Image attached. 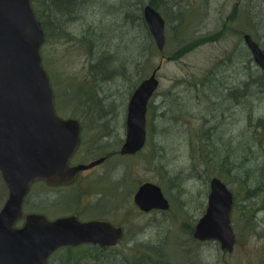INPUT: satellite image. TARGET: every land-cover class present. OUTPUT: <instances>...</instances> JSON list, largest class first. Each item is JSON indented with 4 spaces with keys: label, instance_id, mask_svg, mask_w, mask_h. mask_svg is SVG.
I'll return each mask as SVG.
<instances>
[{
    "label": "rangeland",
    "instance_id": "rangeland-1",
    "mask_svg": "<svg viewBox=\"0 0 264 264\" xmlns=\"http://www.w3.org/2000/svg\"><path fill=\"white\" fill-rule=\"evenodd\" d=\"M121 1L90 0L96 13L70 23L71 31L78 34L85 21L102 22L112 43L107 52L122 43L121 39L140 36L142 30L137 27L116 26L118 17L113 15L112 8ZM126 1L134 0L123 3ZM144 1L145 5L151 2ZM35 2L46 20L44 0ZM155 3L166 23L165 50L149 54V47H129L120 52L129 63V76L95 82L91 89L86 87L85 80L90 75L88 42L65 38L48 27L42 57L52 81L58 115L76 118L82 125V145L75 163H89L112 153L100 165L82 172L70 186L51 188L42 181L36 182L24 210L46 214L50 219L77 214L82 220L106 219L125 226L124 236L116 246L63 247L52 254L49 264H116L123 253L134 260L140 255L130 248H135L137 241L165 245L158 255L151 252L145 256L149 264H264V127L258 128L256 121H249L247 108L237 104L236 98H230L233 90H223L224 85L233 86L240 77L219 64H225L230 52L244 43L242 29L252 34L264 50V0H155ZM126 8L121 7L120 16ZM143 10L144 7L142 13ZM228 15L236 17L231 26L224 27ZM55 23L52 21L53 29ZM225 31L228 34L219 37ZM176 51L184 54L167 59ZM117 63L114 69H118ZM160 63L159 87L147 111L146 145L137 154L121 155L127 106L135 87L130 89ZM87 96L106 98L102 106L106 112L94 108V100H85ZM256 105L253 119L264 118V95ZM228 149L241 155L239 162L247 156L256 159L250 165L240 166L241 172L231 174L230 160L224 159ZM249 167L256 170L247 171ZM235 173L240 175L237 177ZM213 176L220 177L234 195L231 220L236 245L230 252L223 250L217 241H199L193 236L206 211ZM145 181L162 187L171 204L167 211L143 212L136 205L134 195ZM8 197L9 189L0 173V210ZM173 244L182 247L168 249ZM138 248L144 249L145 245Z\"/></svg>",
    "mask_w": 264,
    "mask_h": 264
},
{
    "label": "water",
    "instance_id": "water-1",
    "mask_svg": "<svg viewBox=\"0 0 264 264\" xmlns=\"http://www.w3.org/2000/svg\"><path fill=\"white\" fill-rule=\"evenodd\" d=\"M143 12L158 48L164 50V17L151 4ZM244 37L264 71V50L251 34ZM45 38L31 0H0V171L9 188L0 211V264H47L50 254L61 246H113L124 235L121 225L106 219L82 221L75 214L51 220L41 213H29L22 226H15L24 215L22 204L32 181L43 178L50 184L70 183L80 170L106 158L69 164L80 142L81 125L78 119L62 118L55 110L50 77L42 63ZM160 67L143 79L130 97L121 154H135L146 144L148 104L159 87ZM134 201L145 212L170 208L162 187L152 181L139 186ZM233 203L227 184L218 176L212 177L208 206L194 236L216 240L222 249L232 251L236 243Z\"/></svg>",
    "mask_w": 264,
    "mask_h": 264
},
{
    "label": "trees",
    "instance_id": "trees-1",
    "mask_svg": "<svg viewBox=\"0 0 264 264\" xmlns=\"http://www.w3.org/2000/svg\"><path fill=\"white\" fill-rule=\"evenodd\" d=\"M33 6L36 10V13L39 17V19L42 21V24L44 26V29L46 31V36L48 35V27H52L50 30L53 32L56 30L59 34H63L65 38L67 37H74L76 40L81 39L83 41L84 39L88 42L86 45L88 50V59H89V72L90 75L87 76L86 84L87 88L91 89L94 88V83L96 84L99 81L111 79L112 77H122L126 79L129 76L128 73V65L126 59L122 58L120 55V52L129 50L131 46L136 45L141 48L143 46L144 48L149 47V54H154L158 49L156 47V44L154 42V39L144 21L142 9L145 4L144 0H134L132 2L126 1L129 3L124 2L123 0L121 2H118L116 5L117 13L121 14L122 9L121 7H129L135 16L136 22L135 27L139 28V31L142 30V34L138 36L137 34L131 35L126 40L121 39L119 45L117 47L112 48V52H107L108 45L110 48L112 47V43H109L110 39V32L108 34L105 32V26L102 25V22H87V25L85 26V22L82 24V29L78 34L74 33L70 29V23H75L82 19L86 20V18H89L91 15L95 14L97 9L95 7L94 2L90 3V0H44V6H45V13L47 15V19L43 20L41 15L39 14L36 2L35 0H32ZM152 4H156L155 0H151ZM52 6V7H51ZM67 11H70L68 14L70 16H67ZM113 11V13H116ZM135 12V13H134ZM52 21H55L56 23L54 25L55 28L53 29ZM77 32V31H76ZM78 36V37H76ZM184 54V52L177 51V57ZM118 61L117 68L114 69V63ZM225 64L219 63L222 66L226 65L227 68L233 72L238 74L240 79L236 81L235 85H224L223 90L231 91V97L230 98H236V103L242 105L243 107L247 108L248 110V118L249 121H256L255 125L259 128L264 127V118L259 117L256 119H253L254 114L257 111L258 105L257 100H259L264 95V71L260 69V67L255 63L254 58L252 56V53L248 46L245 43H241L238 45V47H235L228 57L225 59ZM114 69V70H113ZM212 70L211 72H213ZM91 79V80H90ZM113 81V80H112ZM138 83V81H135ZM136 83L133 84V87H137ZM139 84V83H138ZM202 84V83H201ZM134 91V90H133ZM132 91V92H133ZM131 92V94H132ZM130 94V96H131ZM238 96V97H236ZM85 100L92 101L94 100L95 105L93 104V107L100 110V113L106 112V108H102L106 102V98H97V97H91L87 96ZM102 109V110H101ZM244 143V142H243ZM247 143L249 144L250 149H252V146L250 144V140H247ZM241 144V143H239ZM231 149H235L230 147ZM231 149H228L231 150ZM235 151L224 154V159L230 160V166L229 167V173H233V171L241 172L240 166H245L246 164L250 165V162L254 159H256L254 156H247L245 158V161L241 160L240 162L237 161V159L241 155H236L234 153ZM230 153V154H229ZM214 157L217 158V153H215ZM210 161L207 160V164ZM223 161H221L222 164ZM239 168V169H238ZM231 170V171H230ZM248 170H256L249 167ZM247 171L245 170V176L246 177ZM237 177L240 175L239 173H235ZM241 178V179H244ZM166 213V212H163ZM124 224H126L124 222ZM127 225V224H126ZM125 227V226H124ZM147 242L146 244L137 241L135 248H130L131 252H134L139 256L138 258L134 260H130L129 256L125 253L120 254V257L117 259L116 264H149L145 261V256L148 253L155 252L156 255H158L159 251L164 250L165 245L156 246L152 243ZM140 245H145L144 249L138 248ZM80 247V246H79ZM78 247V248H79ZM171 247H182L181 244L177 245H171L168 249ZM72 248V247H71ZM76 248V247H73ZM142 254V255H141Z\"/></svg>",
    "mask_w": 264,
    "mask_h": 264
},
{
    "label": "flooded vegetation",
    "instance_id": "flooded-vegetation-1",
    "mask_svg": "<svg viewBox=\"0 0 264 264\" xmlns=\"http://www.w3.org/2000/svg\"><path fill=\"white\" fill-rule=\"evenodd\" d=\"M150 4H152V3L150 2ZM152 5H155V4H152ZM154 7L157 8L156 5H155ZM157 9H158V8H157ZM235 17H236V16H234V17L231 18V16L228 15V17L225 18V21H226L225 23H226L227 25H224V27H225V26H228V25L231 26V23H232V21L235 19ZM225 23H224V24H225ZM256 24H257V23H256ZM219 31H221V29H219L217 33H219ZM222 31H223V30H222ZM220 33H221V32H220ZM242 33H243V40H244V43L246 44V42H245V37H244V36H245L246 33H249V32H247L246 29H242V30L240 31V34H242ZM226 34H228L227 31L223 32L222 35L219 34V37H223V36H225ZM249 34H250V33H249ZM216 35H217V34H216ZM251 35H252V34H251ZM217 36H218V35H217ZM252 37H253V36H252ZM217 38H218V37H217ZM253 39H254V38H253ZM254 40H255V39H254ZM257 42H258V41H257ZM176 54H177V51L174 52V53H172V54H171L172 57L169 56V57H167V59H168V58H170V59H171V58L174 59L175 57H177ZM180 56H181V55H180ZM180 56H179V57H180ZM81 145H82V141H81L80 145L78 146L77 150L75 151V153H74V154L71 156V158L69 159V164L72 165V166H75V165H79V164L84 163V162H82V163H81V162H77V163H75V161H74V160H75V159H74V158H75V155L77 154V151L79 150V148L81 147ZM111 153H112V152H108V153H106L104 156H101V157H106L105 160H104V161H106V160L109 158V156L111 155ZM119 153H120V152H119ZM120 154H121V153H120ZM121 155H126V154H121ZM129 155H133V154H129ZM101 157H99V158H101ZM99 158H97V159H99ZM95 160H96V159H95ZM104 161H103V162H104ZM90 162H92V161H90ZM90 162H89V163H90ZM103 162H101V163H103ZM101 163H99V164H97V165H95V166H93V167H90V168H87V169H82V170H80V171L78 172V174H77V177H76L75 181H74L73 183H71V184H58L57 186H56V185H51V186H52V187H56V188H57V187H67V186H70V185L74 184L76 181L79 180V176H80V174H81L82 172L87 171V170H90V169H93V168H95L96 166L100 165ZM84 164H88V163H84ZM26 197H27V196H26ZM25 200H26V198L24 199V202H25ZM23 221H24V220L20 221V223H23ZM111 222H112V221H111Z\"/></svg>",
    "mask_w": 264,
    "mask_h": 264
},
{
    "label": "bare ground",
    "instance_id": "bare-ground-1",
    "mask_svg": "<svg viewBox=\"0 0 264 264\" xmlns=\"http://www.w3.org/2000/svg\"><path fill=\"white\" fill-rule=\"evenodd\" d=\"M126 9H128V10L125 12V14L120 16L119 12L118 13L116 12L117 11L116 6L113 5L112 13H113V11H115L116 12L115 14H117V17H118L116 26H120L123 29L124 28L131 29V27L135 28V22H136L135 16L133 15V13L129 7H127ZM115 14L113 13V15H115ZM119 20L121 21L120 25H119Z\"/></svg>",
    "mask_w": 264,
    "mask_h": 264
}]
</instances>
